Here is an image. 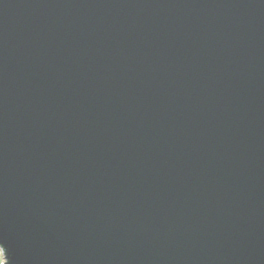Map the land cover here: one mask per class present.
<instances>
[{
    "label": "water",
    "instance_id": "water-1",
    "mask_svg": "<svg viewBox=\"0 0 264 264\" xmlns=\"http://www.w3.org/2000/svg\"><path fill=\"white\" fill-rule=\"evenodd\" d=\"M4 264H264V0H0Z\"/></svg>",
    "mask_w": 264,
    "mask_h": 264
},
{
    "label": "rangeland",
    "instance_id": "rangeland-1",
    "mask_svg": "<svg viewBox=\"0 0 264 264\" xmlns=\"http://www.w3.org/2000/svg\"><path fill=\"white\" fill-rule=\"evenodd\" d=\"M4 257H3V252L2 249L0 248V264H3Z\"/></svg>",
    "mask_w": 264,
    "mask_h": 264
}]
</instances>
